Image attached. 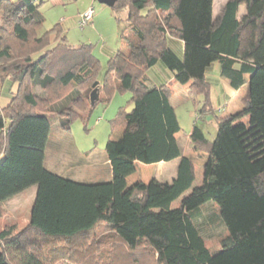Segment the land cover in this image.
<instances>
[{
    "label": "trees",
    "instance_id": "obj_1",
    "mask_svg": "<svg viewBox=\"0 0 264 264\" xmlns=\"http://www.w3.org/2000/svg\"><path fill=\"white\" fill-rule=\"evenodd\" d=\"M41 2L0 0V87L15 85L0 109V208L35 188L27 225L0 230V264H264V0H227L215 18L213 0H117L111 9L124 23L128 49L107 60L93 104L86 101L99 60L90 44H68L59 25L40 34ZM242 3L246 13L238 20ZM247 25L252 42L240 55ZM169 37L182 42L181 56ZM214 62L231 88L245 85L246 93L241 110L216 117L211 140L192 126L190 143L206 154L194 185L195 165L176 138L170 87L146 83L145 72L165 66L189 97H202L204 119L215 110L206 79ZM114 91H129L132 108L120 107L111 122L112 130L123 129L107 140L105 166H93L100 170L95 181L69 175L96 161L92 150L69 151L66 175L48 169L53 124L68 131L79 109L89 111ZM175 159L171 181L127 185L137 161ZM100 225L109 231L90 239ZM215 225L224 233L212 249L206 240Z\"/></svg>",
    "mask_w": 264,
    "mask_h": 264
},
{
    "label": "rangeland",
    "instance_id": "obj_2",
    "mask_svg": "<svg viewBox=\"0 0 264 264\" xmlns=\"http://www.w3.org/2000/svg\"><path fill=\"white\" fill-rule=\"evenodd\" d=\"M221 1L222 0H214V14H217ZM89 8H93L92 19L82 25V15ZM244 10L245 4L242 3L240 12L242 13ZM38 11L44 17V22L38 30L40 34L52 29L55 25H59L68 44L72 46H79L82 44L91 45V53L99 60L100 64L99 72L96 75V82H101L103 79L107 60L114 56L118 50L128 49L126 39L121 37V27L124 26V23L119 25L111 7L99 3L97 0H42L38 7ZM243 17L244 16H241V19H243ZM251 41L252 27L251 25H247L243 29L241 37L240 54L250 47ZM214 64V66H217L216 62H214ZM153 70L154 69H150L145 72L146 83H150L151 81L156 82L159 79V73ZM210 71L211 69L209 72ZM209 74L212 75L211 72ZM14 87L15 85H11L8 80L0 87V109H2V106L10 99V93L14 91ZM169 87L172 96V105L175 109L180 126L176 138L180 145L182 155H190L194 152L189 137L194 123L200 126L205 137L211 140L216 131V117L223 116L231 111L233 101L229 100L228 102L225 100L228 104V109L226 111L222 109L218 110V108H220L218 100L217 98H213L212 107L215 109L214 112L211 116H206L202 119L199 116V110L202 106V97H189L186 84L173 81V85L169 84ZM91 90L92 88L87 94V103L90 102L89 95ZM215 90H217L215 87L212 88L213 97H220L221 94L219 91L215 92ZM101 94L102 96H106L104 90H102ZM120 107H124L126 110L132 108L131 93L129 91H114L108 101L99 99L89 111L83 112L78 108L80 115L71 121L68 131L59 129L55 122L50 135L51 143L46 151V167L58 174L66 175L69 173L67 172V168H69V163L72 161L69 151L72 152L73 150L84 153L92 150L93 153L97 155L96 161L91 159V165L81 168H72L74 173H69V175L76 180L95 181L93 179V172L96 170L100 172L97 168L104 167L106 163L103 153L107 140L110 138L116 139L122 132L123 128L120 126L114 130L111 129V122L115 119ZM203 156V154L198 156V154L193 153L196 176L194 185L201 182ZM96 162L98 166L95 169L93 166ZM177 162L178 160L175 159L170 162H163V165H159L158 163L144 164L137 161L135 163V171L126 179L127 185H131L138 180L148 182L152 178L159 181H169L171 175L174 173ZM99 179H101L100 176H97V181ZM34 193L35 188L30 187L16 195L12 200L6 202L0 208V230L13 226L14 231H19L27 225L29 209ZM209 203L211 204L212 202H207L205 205ZM177 204L178 201H175L173 206ZM203 228L205 229V226ZM108 231L106 226L100 225L89 237L90 239L99 238ZM222 233H224V231L219 225H215L213 230L209 229L207 232L208 237L206 245L209 248L216 249L219 244V234ZM121 259H119V261ZM58 264L66 263L60 262ZM115 264L119 263L117 262ZM122 264L134 263H129L125 260ZM139 264H141V262Z\"/></svg>",
    "mask_w": 264,
    "mask_h": 264
},
{
    "label": "crops",
    "instance_id": "obj_3",
    "mask_svg": "<svg viewBox=\"0 0 264 264\" xmlns=\"http://www.w3.org/2000/svg\"><path fill=\"white\" fill-rule=\"evenodd\" d=\"M226 1L227 0H222L221 1V3H220L221 5L219 7V10H218L217 14H214V0H213V8H212L213 18H215L216 16H218L220 14L221 9H222V7H223V5L225 4ZM240 6H239V9H238V14H237L238 20H242L241 16H245V13H246V7H245V10L241 13L240 12ZM167 45L178 56L182 55L183 45H182V42L180 40L169 37V38H167ZM238 53L240 54V52H238ZM214 65L215 64L213 63L210 66V68H209V70L211 69L210 72L212 73V75L209 74L210 73L209 70L206 72V79L210 83V86H211V100L213 101V98H217L218 104H219V107H220V108H218V110L222 109V110H225V111L228 109V104L225 102V100H227L228 102H229V100H232L233 104L231 106V111H229L228 113H226L224 115L234 114L235 112H237V111L242 109L241 99L246 93V86L244 85V86L240 87L237 90L231 88L230 85L227 83V81L223 77L220 76L218 63H217V66H214ZM155 67H157V68H155ZM150 69H154L153 71L159 73L158 74V78L159 79L156 82L155 81H151L152 83L150 82V84L155 85V86H159V85H162V84H166L168 86H169V84L173 85V81H175L174 78H173V73L170 72L167 68H165V66H163L160 63H157L154 66L150 67L148 70H150ZM155 72H154V75H155ZM214 87L217 89V90H215V92L219 91V93L221 94V96H220L221 98L217 97V96L213 97L212 88H214ZM171 98H172V96H171V92H170L169 100H170V103L172 104ZM222 98H225V99H222ZM193 153L198 154V156L202 155V154L204 155L203 156V162H202V165H203L204 162H205V159H206L205 154L202 153V152H196L194 150V152H192V154L185 155V156L189 157L192 161H194ZM96 164H97V162L94 163V165H96ZM158 164L159 165H163V162H159ZM176 166H177V163L175 165L174 173L171 175V178L169 179V181H171L174 178V176H175Z\"/></svg>",
    "mask_w": 264,
    "mask_h": 264
},
{
    "label": "water",
    "instance_id": "obj_4",
    "mask_svg": "<svg viewBox=\"0 0 264 264\" xmlns=\"http://www.w3.org/2000/svg\"><path fill=\"white\" fill-rule=\"evenodd\" d=\"M99 3L101 4H104V5H107L109 7L113 6L114 3L117 1V0H97ZM96 84L97 82L95 81L93 84H92V90L90 92V95H89V100H90V103L93 104L95 100H97L98 98V93H97V90H96Z\"/></svg>",
    "mask_w": 264,
    "mask_h": 264
},
{
    "label": "built area",
    "instance_id": "obj_5",
    "mask_svg": "<svg viewBox=\"0 0 264 264\" xmlns=\"http://www.w3.org/2000/svg\"><path fill=\"white\" fill-rule=\"evenodd\" d=\"M92 13H93V8H89L83 15H82V20L81 24H86L92 19Z\"/></svg>",
    "mask_w": 264,
    "mask_h": 264
}]
</instances>
